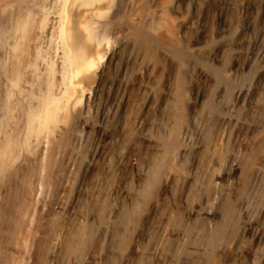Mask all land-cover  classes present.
I'll return each instance as SVG.
<instances>
[{"label": "rangeland", "instance_id": "obj_1", "mask_svg": "<svg viewBox=\"0 0 264 264\" xmlns=\"http://www.w3.org/2000/svg\"><path fill=\"white\" fill-rule=\"evenodd\" d=\"M199 1H102L106 55L49 130L1 99L0 264H264V0Z\"/></svg>", "mask_w": 264, "mask_h": 264}, {"label": "bare ground", "instance_id": "obj_2", "mask_svg": "<svg viewBox=\"0 0 264 264\" xmlns=\"http://www.w3.org/2000/svg\"><path fill=\"white\" fill-rule=\"evenodd\" d=\"M102 1L104 0H60L57 12L59 23L51 25L50 30V39H55V42L51 40L49 49L44 50L40 46L37 48L41 43L37 42V33L41 30L44 32L49 23L44 12V0H0V89L3 90L0 102L1 99L8 104H16V101L19 103L23 99H32V102L33 99L36 100L37 104L35 101L34 103L37 107L27 111L30 131L40 134L49 130V124L57 118L56 109L60 108L62 103H73L75 99L79 102L83 93H78L75 97L77 87L93 78L92 71L106 55L105 49L97 47V36L95 38L96 16L103 15L106 7ZM198 5H201V13L208 11L207 1L200 3L197 0L195 8ZM85 8L88 9L87 12ZM218 13V21L221 22V8ZM5 53L8 54L5 56ZM258 55L263 67L256 72L257 81L261 80L264 73V52H258ZM91 74L93 76H90ZM241 94L242 91L238 92L237 97ZM74 97L75 99H72ZM27 100L25 102H30ZM9 107V111H6L8 116L12 108ZM185 138L190 139L188 130ZM4 145L0 149V159L6 151ZM238 169V159L231 158L226 173L232 174ZM218 176L216 174V177ZM255 178L264 182V169L259 168ZM205 213L210 214V209ZM263 237V232H257L254 239L258 242ZM179 247L178 244L176 249Z\"/></svg>", "mask_w": 264, "mask_h": 264}]
</instances>
